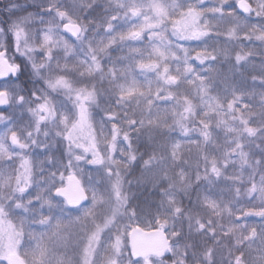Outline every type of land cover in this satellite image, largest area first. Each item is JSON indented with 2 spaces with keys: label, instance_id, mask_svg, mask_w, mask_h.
<instances>
[{
  "label": "clouds",
  "instance_id": "9594fccd",
  "mask_svg": "<svg viewBox=\"0 0 264 264\" xmlns=\"http://www.w3.org/2000/svg\"><path fill=\"white\" fill-rule=\"evenodd\" d=\"M98 6L127 15L119 0H0V63L13 69L0 75V264H264V87L206 99L228 64L232 75L256 67L249 79L264 86V0L141 12L152 48L170 45L166 58L183 65L176 83L192 87L166 118L151 115V92L130 109L139 97L104 63L116 37H96ZM174 16L189 26L178 29ZM214 119L234 140L219 154ZM69 176L76 201L62 195ZM222 179L229 193L214 195ZM133 225L159 232L160 248L133 253Z\"/></svg>",
  "mask_w": 264,
  "mask_h": 264
},
{
  "label": "trees",
  "instance_id": "16d2710c",
  "mask_svg": "<svg viewBox=\"0 0 264 264\" xmlns=\"http://www.w3.org/2000/svg\"><path fill=\"white\" fill-rule=\"evenodd\" d=\"M245 1L247 2V0ZM104 2L105 0H101V4ZM176 2L178 0H119V3L128 6L127 15L123 11L116 14L110 8L105 10L99 6L91 13L101 24L99 32L96 33V37L105 42L112 36L116 37V40L109 44V56L104 60V63L120 76L121 83L127 88V95L129 97H139L138 100L132 102L130 109L142 108L140 101L143 100V97L140 96V93L151 92L156 96L155 107L151 109L153 118L170 117L171 112L176 108L174 103L175 99L179 97L182 102L186 96L192 94V87L190 85L183 82L180 84L176 83L175 74L178 68L182 69V62L177 63L174 60L166 58L164 53L170 45H165L162 41L155 42L160 46L156 49L152 48L150 40L152 36L156 35V32L152 28L149 29L146 27V21L148 18L150 20V17L141 15V12L147 9L149 5H152L150 9L151 14L156 9V14L154 15H158L165 11L164 5L172 6ZM205 3L206 5L210 4L212 0H205ZM112 16L115 18L111 19L109 26L106 21ZM170 21L178 29H186L189 26L188 22L180 16L170 17ZM138 24L141 27H135ZM240 43L245 44L243 40ZM188 46L195 48L199 45L196 41H192ZM245 47H247V44H245ZM192 63L196 62L192 61ZM240 67L242 69L241 73L232 75L234 69L231 64L224 66V72L217 78L206 97L209 104L220 100L226 102V98L233 92L243 91L249 95L258 94L261 87H264L249 79L252 74H259L256 67L244 63H241ZM157 89H159V94H157ZM168 92L174 94L172 99L167 101L159 99L160 95H165ZM211 115L213 118L216 117L215 112L211 113ZM202 124L203 121L196 126L200 127ZM214 124L215 119L212 125H208V130L214 140L213 153L219 154L232 145L234 140L232 133H226L221 129H217ZM189 127H192V125L189 124ZM191 135L193 138H196L199 133L193 131ZM256 143L264 146V141H257ZM247 147L245 146V150H247ZM251 147L253 149L255 148L254 145ZM253 154L259 155L260 153L254 150ZM229 155L233 156L234 154L229 153ZM232 170V167L229 166L228 171L231 172ZM209 171H212V169L210 168ZM231 183L230 180L222 179L220 184L213 189L214 195L224 196L228 194ZM241 203L245 206L251 205L250 201H241ZM237 222L239 223L240 221ZM246 222L249 224H258L259 220L255 215H251L247 218ZM135 227L139 226L133 225L132 228Z\"/></svg>",
  "mask_w": 264,
  "mask_h": 264
},
{
  "label": "water",
  "instance_id": "95a60500",
  "mask_svg": "<svg viewBox=\"0 0 264 264\" xmlns=\"http://www.w3.org/2000/svg\"><path fill=\"white\" fill-rule=\"evenodd\" d=\"M241 4H246V1L241 0ZM2 64L6 65L7 63ZM6 74L7 72H0V75ZM62 195L69 201H76L79 198V186L75 177H67ZM162 240L163 237L159 232L154 230L143 231L139 227L131 229L129 234V246L133 253L148 254L155 252L160 248Z\"/></svg>",
  "mask_w": 264,
  "mask_h": 264
},
{
  "label": "rangeland",
  "instance_id": "374dc122",
  "mask_svg": "<svg viewBox=\"0 0 264 264\" xmlns=\"http://www.w3.org/2000/svg\"><path fill=\"white\" fill-rule=\"evenodd\" d=\"M156 9H154V11H152V15H154V14H156V11H155ZM146 27L147 28H152V25H151V23H150V20H149V18L147 19V21H146ZM67 178V177H66ZM66 180V179H65ZM64 184H65V182H64ZM139 228H141V227H139ZM142 229V228H141ZM142 230H149V229H142ZM131 231V230H130ZM130 231H128V233H127V240H126V242H127V244H128V246H129V234H130ZM130 247V246H129Z\"/></svg>",
  "mask_w": 264,
  "mask_h": 264
},
{
  "label": "snow or ice",
  "instance_id": "6c2138e0",
  "mask_svg": "<svg viewBox=\"0 0 264 264\" xmlns=\"http://www.w3.org/2000/svg\"><path fill=\"white\" fill-rule=\"evenodd\" d=\"M11 71H13V69L8 64L5 65V64L0 63V72L9 73Z\"/></svg>",
  "mask_w": 264,
  "mask_h": 264
}]
</instances>
